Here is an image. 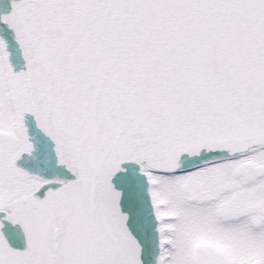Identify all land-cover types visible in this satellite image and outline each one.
I'll return each instance as SVG.
<instances>
[{
	"label": "snow or ice",
	"instance_id": "1",
	"mask_svg": "<svg viewBox=\"0 0 264 264\" xmlns=\"http://www.w3.org/2000/svg\"><path fill=\"white\" fill-rule=\"evenodd\" d=\"M0 264H264V0H0Z\"/></svg>",
	"mask_w": 264,
	"mask_h": 264
}]
</instances>
